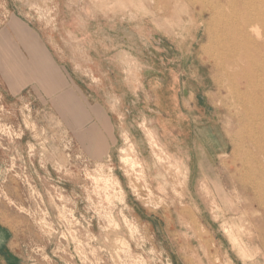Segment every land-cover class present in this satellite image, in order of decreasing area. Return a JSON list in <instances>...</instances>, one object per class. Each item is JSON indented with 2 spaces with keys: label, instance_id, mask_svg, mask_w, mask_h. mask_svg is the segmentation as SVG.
<instances>
[{
  "label": "rangeland",
  "instance_id": "obj_1",
  "mask_svg": "<svg viewBox=\"0 0 264 264\" xmlns=\"http://www.w3.org/2000/svg\"><path fill=\"white\" fill-rule=\"evenodd\" d=\"M205 10L0 0V264H264L242 189L264 182V121L206 55Z\"/></svg>",
  "mask_w": 264,
  "mask_h": 264
},
{
  "label": "bare ground",
  "instance_id": "obj_2",
  "mask_svg": "<svg viewBox=\"0 0 264 264\" xmlns=\"http://www.w3.org/2000/svg\"><path fill=\"white\" fill-rule=\"evenodd\" d=\"M197 3L205 6L208 15L207 20L203 13L199 15L200 26L204 29L206 39L208 38V50L204 47L206 55L216 70L234 71L232 74L228 72L230 80L236 79L235 86L230 88V94L245 111L246 119L251 124L258 120L264 121V0H194V4ZM245 129L251 132L250 126ZM261 133L264 134V126ZM250 135L254 139L252 132ZM149 136L158 162L167 164L169 169L173 168L178 174L177 164L165 153L157 137L151 131ZM254 140L258 152L264 154V142L256 138ZM123 161H131V171H134L136 161L129 158ZM261 173H264V168L258 164L253 165L248 172L251 176ZM200 185L206 194L201 196H210L205 184ZM242 189L254 193L251 204H257L264 209V199L256 194L264 190L263 181L252 178L249 185L242 186ZM209 202L210 206L218 208L213 200Z\"/></svg>",
  "mask_w": 264,
  "mask_h": 264
}]
</instances>
